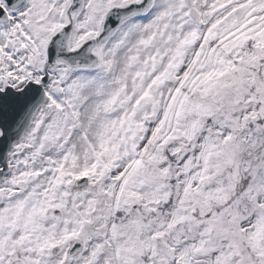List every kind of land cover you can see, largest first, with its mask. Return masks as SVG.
<instances>
[{
  "label": "snow or ice",
  "instance_id": "snow-or-ice-1",
  "mask_svg": "<svg viewBox=\"0 0 264 264\" xmlns=\"http://www.w3.org/2000/svg\"><path fill=\"white\" fill-rule=\"evenodd\" d=\"M0 264H264V0H0Z\"/></svg>",
  "mask_w": 264,
  "mask_h": 264
}]
</instances>
